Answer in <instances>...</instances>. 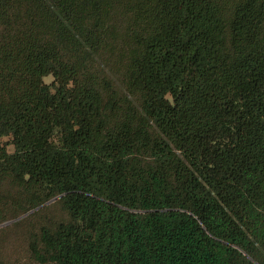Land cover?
<instances>
[{
    "label": "trees",
    "instance_id": "trees-1",
    "mask_svg": "<svg viewBox=\"0 0 264 264\" xmlns=\"http://www.w3.org/2000/svg\"><path fill=\"white\" fill-rule=\"evenodd\" d=\"M23 216L35 264H264V0H0Z\"/></svg>",
    "mask_w": 264,
    "mask_h": 264
},
{
    "label": "rangeland",
    "instance_id": "rangeland-1",
    "mask_svg": "<svg viewBox=\"0 0 264 264\" xmlns=\"http://www.w3.org/2000/svg\"><path fill=\"white\" fill-rule=\"evenodd\" d=\"M52 81L51 76L45 78L48 84ZM2 142L9 152H13L14 148L9 138H4ZM56 209L57 207L54 206L51 208L52 211ZM26 216L0 225V262L2 264H35L29 254V240L31 232H34L38 226V221L27 218L18 225L14 224Z\"/></svg>",
    "mask_w": 264,
    "mask_h": 264
}]
</instances>
